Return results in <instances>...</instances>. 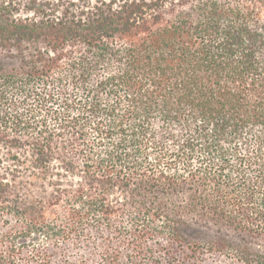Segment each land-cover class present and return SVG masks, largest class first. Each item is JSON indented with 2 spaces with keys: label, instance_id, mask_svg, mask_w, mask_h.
<instances>
[{
  "label": "trees",
  "instance_id": "trees-1",
  "mask_svg": "<svg viewBox=\"0 0 264 264\" xmlns=\"http://www.w3.org/2000/svg\"><path fill=\"white\" fill-rule=\"evenodd\" d=\"M29 2L0 0L30 171L0 174V264H264V0Z\"/></svg>",
  "mask_w": 264,
  "mask_h": 264
},
{
  "label": "rangeland",
  "instance_id": "rangeland-1",
  "mask_svg": "<svg viewBox=\"0 0 264 264\" xmlns=\"http://www.w3.org/2000/svg\"><path fill=\"white\" fill-rule=\"evenodd\" d=\"M12 1L17 3L20 9L27 8L30 3L29 2L30 0H12ZM67 1H72V0H67ZM22 15L24 16V14ZM19 152L22 153V151L13 150L8 146L0 144V174L7 175L8 178H12L13 176L20 175L17 174L18 172H20L22 175H24L26 181L28 180V175H30V171L26 170L25 167L22 165V162L24 161L25 158L23 156L20 157L18 156V158L14 159L13 157L16 156L17 153ZM55 165H57V163H55ZM74 181L75 182L78 181V178ZM34 183H35V187H31L30 189H32V191H34L36 195L48 196V194L51 192V190L47 188V194L44 193L41 187L42 185L41 182L36 181Z\"/></svg>",
  "mask_w": 264,
  "mask_h": 264
}]
</instances>
